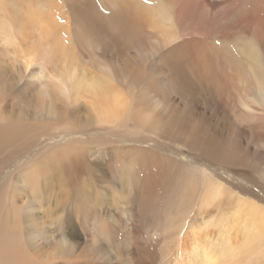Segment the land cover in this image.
Wrapping results in <instances>:
<instances>
[{"label": "bare ground", "instance_id": "bare-ground-1", "mask_svg": "<svg viewBox=\"0 0 264 264\" xmlns=\"http://www.w3.org/2000/svg\"><path fill=\"white\" fill-rule=\"evenodd\" d=\"M144 1L0 0V264L63 262L74 239L101 259L98 195L75 187L65 226L33 232L13 177L26 167L36 192L39 163L68 153L57 172L77 183L111 148L119 264H264V17L247 5L218 27L209 0L203 28L192 0Z\"/></svg>", "mask_w": 264, "mask_h": 264}, {"label": "rangeland", "instance_id": "rangeland-1", "mask_svg": "<svg viewBox=\"0 0 264 264\" xmlns=\"http://www.w3.org/2000/svg\"><path fill=\"white\" fill-rule=\"evenodd\" d=\"M180 1L181 0H171V1L162 0L161 4L164 5V8L170 9V7L174 6L173 2L178 4ZM211 1L216 2L213 14H214V18L216 19V25L218 27H221V18L226 13V11H229V13L243 12L246 10L247 5L251 6L252 9L255 10L254 11L255 13L259 12L258 16L261 19H263L264 17V0H244V1H239L238 3L234 2V0H211ZM210 3L211 2L209 0H192V4L194 8L197 9V14L200 17V21L203 23V24L201 23L203 28H205L207 24L206 20L208 19L209 15L206 9H207V5H209ZM154 4L157 5V3H154ZM225 6H227L231 10H227ZM235 14L236 13H233L232 15H235ZM146 19H150V22L153 21L152 16L149 14L147 15ZM190 37H192L193 39L198 38V39L205 40L204 37L202 36L191 35ZM215 40L217 41L218 39L215 38ZM231 44L234 50L237 49L236 45H234L233 43ZM6 104L9 105V101ZM7 110H9V107L7 108ZM16 114H18V110L15 107L11 115L14 116ZM33 126L35 127V125ZM117 136L120 138L119 135ZM7 138H10V136L5 137L4 139H7ZM183 150L186 152L185 149ZM57 153H60V152H57ZM113 153L114 152L112 148L108 152L99 149V151L95 153L93 157L88 156L87 161L88 163H90L88 167L90 169L91 174L89 173V171L86 172V170H81L82 173H80L79 171L77 175V183L74 181V176L71 178H67L65 175L59 174L57 172L56 163L65 161L66 159L65 157L70 156V154L68 153L66 154L65 157L64 155L59 157L58 154L52 153L48 155L52 157L44 160L43 163L36 162L40 164L39 169L37 170H38V173L41 174L39 181H38V188L36 192L35 190H31L32 189L31 186H27L26 184H24L23 176L25 174L24 169H27L26 167H23L21 171L16 173V175L13 177V182H16L15 186L18 192L17 201L18 202L21 201L23 203L27 202V204H25V207L27 209L24 212V217L26 218V220H28L27 221L28 223L26 224V227H27L26 229L33 231V232L35 231V229L31 227V224L33 223L34 219L45 218L44 221L40 222L41 226H39L38 228L41 227L42 229L47 230L48 229L47 227H49L47 226V224L49 223L50 218H53V219L57 218V215L61 213L62 215H59L60 216L59 222L62 223L63 227L65 226L66 219H67L66 217L72 216V213L74 212V210L78 209V205L76 204L77 201L75 200L74 195L72 193L75 190V187L82 190V192L84 190H87L88 195L86 196V198L90 202L92 201V197L94 195H98L99 198L101 199L100 201L101 206L97 208L103 219V222L101 223L103 226L100 224L101 229L104 230V233L102 236V242H101L104 248H103L101 259L98 261H90L86 259L85 257H81L79 254V250L89 243L83 242V239H74L77 242V248L73 251L74 252L73 255L67 260H63V262L58 261L57 264H119V262H117V260L114 259L115 253H117L122 258L126 256L127 254L126 238L123 237L125 233H124V230L123 231L120 230L121 221H120L119 213L113 209L112 205L110 204L111 199L109 198L110 193L119 192L120 185H121L120 182L118 181L116 182V185L115 184L113 185L111 183L112 179L113 178L115 179L117 176L116 170L113 168L111 171L109 167V162L111 160H113L112 162H115V163L117 162V159L112 158ZM1 155L3 157H6L7 159V156L4 153H2ZM10 161L11 160L6 161V164ZM50 163H53V164H50ZM98 166H100V170H101L100 173L97 172ZM102 174L104 176V180H99L98 177H100ZM117 177L120 178L121 176H117ZM122 185H125V181L122 183ZM91 187H93L95 192L92 193ZM107 190L109 192H107ZM60 197L62 199H68V201L72 200V202H66V205H63V208H58L59 205H56V203L58 202ZM56 210L58 212H56ZM47 212H51L53 216L50 217L47 214H45ZM72 220H73V217H72ZM113 221L116 223L115 230H111L110 224H112L113 226L114 225ZM57 225L59 224L55 223L54 226L57 227ZM108 225H110V227ZM126 258L127 257H125V259ZM125 259H124L123 264H126V263L129 264L127 261H125Z\"/></svg>", "mask_w": 264, "mask_h": 264}]
</instances>
